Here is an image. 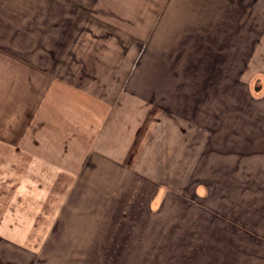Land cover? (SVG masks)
<instances>
[{
    "label": "crops",
    "instance_id": "crops-1",
    "mask_svg": "<svg viewBox=\"0 0 264 264\" xmlns=\"http://www.w3.org/2000/svg\"><path fill=\"white\" fill-rule=\"evenodd\" d=\"M64 2L73 20L63 25V64L76 63L79 54L94 68L76 85L66 80L64 67L66 78L52 81L62 82V90L56 86L45 94L54 125L47 134L22 137L19 143L30 146L15 144L13 175L0 166V187L5 182L4 190L14 196L0 200V264L13 258L15 264H39L49 252L37 240L49 244L56 225L69 218L72 210L65 208L72 207L80 187L93 192L78 210V221L87 227L93 220L103 223L97 215L105 207L124 206L114 213L112 234L131 208L161 211L163 193L171 188L169 211L186 220L190 215L191 225L199 226L192 237L194 264H264V0ZM5 31L4 21L0 38ZM141 64L138 78L146 79L141 89L149 103L140 102L137 110L127 96ZM182 79L222 80L230 101L224 117L215 116L220 108L208 107L207 119L194 118L198 90L188 104L191 117L176 112L182 109L178 86L172 87L174 103L161 102L172 94L165 92L167 81ZM230 88L245 91L234 100ZM136 176L142 182H130ZM86 177L95 181L86 183ZM190 177L195 182L188 185ZM63 189L67 193L56 203L54 193ZM188 189L191 199L183 198ZM12 209L13 218L7 212ZM102 228L87 232L95 248Z\"/></svg>",
    "mask_w": 264,
    "mask_h": 264
},
{
    "label": "rangeland",
    "instance_id": "rangeland-1",
    "mask_svg": "<svg viewBox=\"0 0 264 264\" xmlns=\"http://www.w3.org/2000/svg\"><path fill=\"white\" fill-rule=\"evenodd\" d=\"M0 1V24L2 25L4 21L6 23L5 39L0 38V166L10 172L7 173L9 177L13 175L12 159L15 144H21V147L30 146V143H19L22 140L21 138L24 137L23 140H25L26 137L31 135L47 134L48 125L50 128H52L50 125H54L53 111L47 104L45 94L46 90H54L53 87L56 86L55 90H62V82L53 85L52 81L56 78L59 81H62V77L66 78L63 71L65 67L67 70L65 74L68 75L66 80H71L79 85L78 83L82 80L80 78H84L86 72L92 74L91 70L94 68H92L94 64L82 62L81 59L79 60V54L74 55L77 59L76 63H71L68 60L63 64V25L64 23L70 24L73 20V18L70 20L69 12L67 16L64 13L66 9L65 0ZM52 26H55V28ZM83 48L82 51H85V46ZM192 49H196V47ZM199 49L205 50L207 48L199 47ZM203 63L206 64L207 62L203 61ZM143 67V64L138 66L139 69L135 73L137 76L129 85L134 90L130 92L131 95L127 96L130 100H133L132 105H135L137 110L140 108V102L146 106L149 103L148 100H144V97L149 99V96L143 95L141 89L143 86H147L145 85L146 79L144 80L143 76L138 78L142 74ZM220 81L222 82V80L217 81V79H182L180 84H176L175 81L169 80V82L167 81L169 90L165 92L167 94L171 92L172 94L166 96L165 100L161 102L174 103L175 95L172 87L176 85L182 92V94L175 96L178 98V103L182 104V109L176 111L177 113H183V115L191 117L192 111L188 110L191 106L188 104L195 102L196 93L199 92V98L197 97L199 100L197 101L199 114L194 118L205 120L209 117L205 110L208 107H216L222 111L219 112V116L215 113V116L222 119L224 117L223 112L229 108L228 106L224 107V105L229 104L230 101L223 94L224 90H222V84L219 85ZM217 87H219V90H216ZM228 90H231L230 94L234 100L236 98L240 99V93L245 91H235L231 88ZM250 93L255 94V91L250 90ZM121 96L120 92L119 97ZM153 97L157 99L156 102L158 103L159 95L156 94ZM124 101H126L125 97H123L122 102ZM246 102L253 103L250 102V99H247ZM232 128L230 127V129ZM223 129L225 130V127L220 128V130ZM141 130L143 131V127H141ZM214 130L216 131V129ZM233 132L234 130L231 131V134L235 133ZM104 174L102 183L106 186L109 182V174L107 172ZM86 179L85 182L89 184L95 181L94 177L92 179L86 177ZM175 180V178H172V182H175ZM187 181L188 185L190 181L195 182L191 177ZM42 182L45 183V180L42 179ZM130 182H142V180L139 176H136ZM4 188L5 182L3 187H0V200L13 201L12 189L4 190ZM170 189L163 193V196L165 194L163 197L165 206L163 208L161 206V211L160 209L150 208V212L145 209L138 213L139 207L131 208L132 213H128L127 221H120L116 234H112L116 229L112 230L110 227L111 222L114 219L115 221L118 220V218H114L116 217L114 213L118 209L119 211L122 208L125 209L124 206L105 207L99 211L100 215H97L102 217L103 223L101 221L98 225L96 220H93L92 223H88L89 227H87L83 220L78 221L81 218L78 210H80L81 204H87L90 201L85 196L88 198L93 192L86 194V190L81 191L80 187L79 191L76 192L75 200L70 201L72 207L65 208V210H72L65 223L69 220L70 222L56 225L55 230H58V232L54 234L53 239H50L48 245L47 240H37L40 244L45 243L39 249L43 250L46 246L45 249L49 252L41 256L39 264L196 263L193 258L194 254H192L194 252L192 237L199 226L191 225L190 215L186 220V218H181L179 215L176 218L174 213L169 211L168 204H173L175 199V196L172 195L173 191ZM96 191H98V187H95ZM66 193L67 190L65 189L55 192V202H60L62 196ZM191 194L190 189H188L184 192L183 198L188 197L191 199ZM202 194L206 195L207 190H203ZM80 195H82V198H80ZM204 202H206V199ZM50 209L53 210V208ZM173 209L172 207V211ZM187 211L191 214L192 209L188 207ZM7 212L11 213V218H13V209L7 210ZM182 217L184 216L182 215ZM101 226L103 227L102 232H98L95 240V243L99 241L101 245L95 248L96 245L90 243V240L87 239V232L90 231L89 228L97 230ZM13 261H15L14 258L10 260L11 264H15Z\"/></svg>",
    "mask_w": 264,
    "mask_h": 264
},
{
    "label": "flooded vegetation",
    "instance_id": "flooded-vegetation-1",
    "mask_svg": "<svg viewBox=\"0 0 264 264\" xmlns=\"http://www.w3.org/2000/svg\"><path fill=\"white\" fill-rule=\"evenodd\" d=\"M256 86H258V87L261 86L259 80L257 81Z\"/></svg>",
    "mask_w": 264,
    "mask_h": 264
}]
</instances>
